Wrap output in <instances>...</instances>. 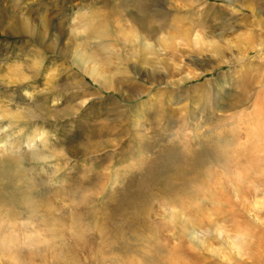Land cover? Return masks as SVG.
I'll return each mask as SVG.
<instances>
[{"label":"rangeland","instance_id":"obj_1","mask_svg":"<svg viewBox=\"0 0 264 264\" xmlns=\"http://www.w3.org/2000/svg\"><path fill=\"white\" fill-rule=\"evenodd\" d=\"M263 101L264 0H0V264H264Z\"/></svg>","mask_w":264,"mask_h":264},{"label":"bare ground","instance_id":"obj_2","mask_svg":"<svg viewBox=\"0 0 264 264\" xmlns=\"http://www.w3.org/2000/svg\"><path fill=\"white\" fill-rule=\"evenodd\" d=\"M147 9H144V7H143V11H146ZM143 15H146V14H144L143 13ZM141 18V17H140ZM137 20L139 21V22H137ZM136 21H135V23L137 24V26H139L140 28H146V27H148L147 29H149V27L150 26H147L146 25V27H145V23L146 22H144V20H143V17H142V20L141 19H137ZM89 21V20H88ZM146 21V20H145ZM148 24V23H147ZM19 25V24H18ZM138 27V28H139ZM152 27V26H151ZM25 28V27H24ZM154 28V27H153ZM73 29V28H72ZM78 29V28H77ZM101 29V28H100ZM102 29H104V26L102 27ZM155 29V28H154ZM145 30V29H144ZM96 32V31H95ZM153 32V31H152ZM100 36V35H99ZM125 37V36H124ZM123 36L121 37V38H124ZM122 40H124V39H122ZM195 40V39H194ZM144 43H147L148 44V42H146V41H144ZM243 49V48H242ZM244 50V49H243ZM241 52V51H240ZM75 57H74V60H76L77 62H78V64L80 65V67L81 68H83L82 70L83 71H85V72H87V74H89L92 78L93 77H101L102 78V80H103V78H105V76H103V75H101L100 74V71L98 70L99 69V64H98V60H97V58L93 55V54H75L74 55ZM89 61H92L91 63L92 64H90L89 63ZM80 68V69H81ZM104 74H105V72H104ZM151 77H156V76H154V75H152ZM107 78V77H106ZM101 80V79H100ZM108 81V80H107ZM264 102V101H263ZM6 114V116H8V117H15L16 118V115L15 114H12V115H10V113H5ZM4 114V115H5ZM17 114V113H16ZM17 118H19V116H17ZM43 133L41 134V133H39V132H33L31 135H30V138H29V145H34V142H35V140L36 139H40L41 140V138H44L43 137ZM255 135H259L258 133H255ZM0 151L1 152H4V151H10V152H12V149H11V147H9V146H7V138H0ZM256 205L258 204V202L257 201H255L254 202Z\"/></svg>","mask_w":264,"mask_h":264}]
</instances>
